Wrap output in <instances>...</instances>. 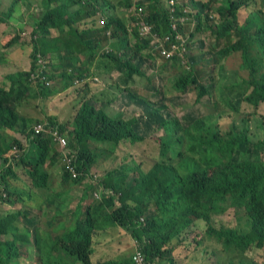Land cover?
<instances>
[{
	"label": "trees",
	"instance_id": "1",
	"mask_svg": "<svg viewBox=\"0 0 264 264\" xmlns=\"http://www.w3.org/2000/svg\"><path fill=\"white\" fill-rule=\"evenodd\" d=\"M5 6L0 7V23L12 34L2 42L6 48L30 46L31 52L29 69L4 74L0 83V200L14 202L25 194L33 200L30 194L35 190L46 197L58 166L63 171L62 184L87 185L73 211L59 220L66 226H60L56 238L33 237L28 224L21 228L22 212L0 213V264H18L22 257L32 258L30 264H135L133 256L138 253L141 264H153L173 250L168 245L174 238L180 241V236L193 239V249L201 251L212 238L222 240V250L230 255L228 264H264L259 257L247 255L251 251L264 255V138L255 141L249 135L250 120L264 106V0H12ZM138 7L143 10L139 12ZM26 22H32L30 32ZM190 24L194 33L186 37L185 26ZM143 26L149 31L142 32ZM195 34L214 41L201 49L200 56L187 52ZM144 56L162 58L161 68L169 75L175 73L169 89L179 95L192 88L196 101L209 93L208 82H215L223 67L245 69L246 77L232 71L236 78L222 87L252 110L247 119H240V126L234 120L224 131H213L219 112L189 120L186 126L175 116L164 118L156 112L153 115L163 132L156 136L155 162L146 171L140 170L141 161L134 167H111L113 159L108 158L119 153L123 144L142 143L145 136L138 130L140 117H114L107 111L111 100L105 89L114 90L115 69L127 81L145 75ZM2 59L0 54V67L5 65ZM93 85L99 87L96 94ZM119 85L115 81L118 97L128 92L129 98L152 114L149 94L138 97L128 86ZM73 86L82 98L67 110L66 120H60L56 112L54 117L37 116L26 106L30 99H38L35 107H43V100L49 102L51 96L54 100ZM216 100L211 111L220 102L239 109L225 95ZM39 123L45 129L59 124L77 177L67 169L64 148L55 137L46 130L37 131ZM260 125L263 129L264 119ZM251 149L258 153L254 158ZM32 150L39 152L31 156ZM15 164L25 167L29 185H15L21 187L20 194L7 181ZM133 170L138 175L127 179ZM118 175L124 177L115 178ZM90 193L98 194L100 200H88L85 205ZM38 201L32 206L39 207ZM228 208L237 217H245L246 230L237 232L223 223L216 226L213 215ZM200 222L203 230L197 227ZM115 227L128 232L125 239L129 237L135 245L132 255L121 261L97 258L96 249L103 244L96 239Z\"/></svg>",
	"mask_w": 264,
	"mask_h": 264
},
{
	"label": "rangeland",
	"instance_id": "2",
	"mask_svg": "<svg viewBox=\"0 0 264 264\" xmlns=\"http://www.w3.org/2000/svg\"><path fill=\"white\" fill-rule=\"evenodd\" d=\"M12 0H0V7L1 10L5 9V5H9ZM220 5V3H219ZM218 6V4H217ZM118 12V11H117ZM123 12V9L122 11ZM243 17H245V12L242 13ZM35 15H33L34 19ZM176 25V24H175ZM32 22H26L25 28L28 32L32 30ZM187 29H185L186 37L189 35V33L193 31V27L190 24L189 26H185ZM26 31V32H27ZM8 27L7 25L0 23V54L3 59V63H5L4 66L0 67V83L2 82V78H4V74L7 75L11 71L19 70V69H29V54L31 52L30 46H22L19 44L14 45L13 47L6 48L4 43L2 42V38L7 35ZM181 42V41H180ZM179 42V43H180ZM211 42L213 43V37H208L207 35H194L191 37V46L190 49L187 50L188 54H196V55H202L201 49L207 48V44ZM162 58H154L150 59L144 56L142 57L141 62V68L145 72V75H134L132 80L127 81L128 79L126 77H118L120 75V72L118 70L112 71V75L114 76L113 83L115 84V81L120 83V87L128 86L129 89L133 94H137L138 97H143L144 94H149L148 99L150 100L151 104L154 105L152 114H148L146 109L141 107V105L134 101V98H129L127 95L128 92H124V95L120 93V96L118 97L117 88H115L114 84L112 89H105L107 97L109 100H111V104H108L106 106L107 111L112 114V116H122L123 118H128L131 116L140 117L138 121V130L139 132L145 136V140L141 143L136 142L133 144H123L124 146H121L122 148L119 149V153H117L111 157L108 158V160L113 159L110 163L111 167L118 168L120 167L123 169L125 165L134 167L135 164H137L139 161H141V168L140 170L146 171L150 168V166L155 162V160L158 158L157 156V140L156 136L161 134L163 130H161L158 126V119L153 115L156 112H160L162 116L165 118H171V117H177L180 119L183 126H186L188 124L189 120L198 121L201 120L204 115L209 114H216L220 113L219 119L213 123V131L218 128L220 131L226 130L230 123L232 121H236L237 125L240 126L242 124L241 118H246V114H249L252 110L250 106H247L244 101L240 103V98L238 99L236 96L232 97L228 93H225L224 87H222V84L229 83L233 81V79L236 78L234 73L232 71L237 72V74L242 77L247 76V71H242L238 68H231V67H223V70H220V77L213 81L208 82V90L209 93L204 95L201 100L196 101V93L195 90L192 88H188L184 93L182 94H175L174 91L169 89L170 84L174 81L175 73L172 75H169V71H166L165 69L161 68ZM236 61L240 62L241 59L239 56L236 57ZM211 69V68H210ZM122 71V70H121ZM123 72V71H122ZM210 72V71H208ZM121 76V75H120ZM152 80V82H151ZM56 79H52L51 83H55ZM110 83L112 84V81L110 80ZM100 84H103L100 82ZM99 87H95V85L92 86V90H96ZM92 91V92H93ZM77 90L76 87H70L67 90L61 91L60 93L56 94L54 96L55 101L59 102V108L63 109L62 113V120H66L68 118L69 113L67 110L70 111L71 107L78 104L80 101L81 92L76 94ZM113 92H115V96H113ZM98 94V93H97ZM226 96L228 98L227 101L230 100V97L234 98V100H230V104L238 105L239 109L233 110L230 108V105H222L223 103L220 102L221 105L216 110L211 111L212 104L215 103V101H218L216 99H219V96ZM57 97H60V101H57ZM53 99V98H52ZM39 100H33L30 99V101L26 104V106L32 108L39 116V114L45 116V115H53L52 107L53 105H50V103L47 100H43V107L38 108L35 107V104L38 103ZM228 103V104H229ZM26 108V107H25ZM73 111V110H72ZM264 115V106H262L258 111L257 114L253 115L252 119L249 122V135H252V139L255 141L259 138H264V128H261L260 123L264 119L262 117ZM219 125V126H217ZM217 126V127H216ZM130 146L131 148H128ZM56 147L59 149L58 152L62 153L61 148L56 145ZM69 153V150L66 148L63 149L64 157L67 158V155ZM252 157H256L258 153L256 154L254 150L251 149ZM66 160V159H64ZM63 160V161H64ZM62 167L58 166V169H54L53 172L56 174H61ZM52 172V173H53ZM95 172L100 173V170H95ZM63 173V171H62ZM133 174L128 172L127 179L138 175L137 170L132 171ZM124 177L123 175H118L115 178L122 179ZM23 178V177H22ZM19 181V180H18ZM61 187V191L67 190L69 187H73V184L70 183L69 185L60 183V179L58 178L56 182H54V186L56 185ZM74 189H79L80 186L75 185L73 187ZM36 191V190H35ZM32 195L33 202L35 199H41V201H38L39 207L36 206L34 203L33 208L35 209V213L40 216L39 208L43 203V199H46V197H43L41 195V192H37ZM26 193L29 194V192L26 190ZM29 196V195H28ZM28 196L25 194L24 198L25 200L28 199ZM35 198V199H34ZM95 200V203L100 200V197L98 194H94L89 197V202L92 200ZM93 200V201H94ZM85 201L87 202V197L85 198ZM75 202V200L73 201ZM27 204L21 199V205ZM87 205V204H85ZM56 206V200L53 199V202L48 205L47 210L49 211L48 215L49 217L53 215V210ZM150 206V205H149ZM0 209V213H1ZM58 219H53L52 224V233L53 237H58V232H60V225L57 226V223L59 220L66 214V212L63 211H57L55 212ZM68 214V213H67ZM69 218V217H68ZM46 221V220H45ZM52 221V220H51ZM22 222V221H21ZM213 222L217 225H220L221 223L234 227L237 232L238 231H244L247 229V224L245 223V217H237L236 212L233 210V208H228L226 211L220 214L213 215ZM73 224L67 228H71ZM200 230L204 229V223L200 222L197 226ZM116 229H109L105 234H102L101 237H98L96 240L102 243L101 250L96 249V257L97 258H113L114 260H125L126 257H130L132 255V252L135 248V245L131 243V241H128L129 237L125 239L126 234L128 235V232H126L124 229L120 227H115ZM49 230H47V233ZM185 232V231H184ZM126 233V234H125ZM183 233V232H182ZM182 233L180 235H182ZM179 235V236H180ZM124 236V237H122ZM47 237V235H46ZM181 240L177 241L175 238L174 241H171V243L168 245L173 249L171 252H169L165 258L162 259H156L153 264H228L227 261L229 260L228 257L230 255L228 253H225L222 250V244L223 241H218L215 237L212 238V240L207 241L208 243L205 245V251L194 248V242L193 239L189 238H182ZM21 238V236L19 237ZM120 238H124L125 240H119ZM192 242V243H189ZM219 242V244L217 243ZM53 244V241H52ZM99 245V244H98ZM252 252V253H251ZM248 252L247 255H251L253 257H259L258 260L262 259L264 262V256L262 252H258L255 254V251ZM264 253V252H263ZM240 256V255H239ZM261 256V257H260ZM237 258H235L236 260ZM33 259H27L26 257H22L20 259V263L18 264H30V262Z\"/></svg>",
	"mask_w": 264,
	"mask_h": 264
},
{
	"label": "crops",
	"instance_id": "3",
	"mask_svg": "<svg viewBox=\"0 0 264 264\" xmlns=\"http://www.w3.org/2000/svg\"><path fill=\"white\" fill-rule=\"evenodd\" d=\"M134 1L136 2V0H134ZM13 33H14V31H13ZM9 34H12V32L11 31L7 32V35H9ZM51 98H53V97L51 96ZM49 103H50V105H53V106H51L53 114H55V112L58 113L60 115V120H62L63 109L59 108V102H56L55 98H54V100L49 99ZM65 113H67V112H65ZM56 122L60 123L58 121H56ZM56 125L59 126V124H56ZM38 152L39 151H33L32 150L30 152V154H31V156L37 155ZM56 169H58V167ZM25 172H26L25 167L23 165L20 166V165L15 164L13 166V173H10L9 178L7 179L8 186L11 188H13V187L15 188V185H18L21 187L29 186L27 181H26L27 175L26 176L24 175ZM52 174L54 175V176H52V179H54V180L51 183V186H53V187L50 190V192L48 193V195L46 196V199H43V205H41V208H39L40 216L35 213V211H34L35 209L32 206L33 204H31V203H33V201L31 199L25 200V198L17 197L14 200V202L3 201V200L1 201L0 200V209L2 212H5V213H10V212H16V213L19 212L20 213V212H22L20 214L19 221H18L21 224L19 226L21 228H23L24 225H25V227H27V224H28L30 227V231L32 232L33 237L35 235H39V236L53 235L52 224L54 221L53 219L55 218V214H56L55 212L63 211V212L69 213L70 211H73V207L80 202V198L82 195V189H84V187H86V185H87L86 183L84 185H83V183H79L80 184V185H78V186H80L79 189H74L73 187H69L67 190L61 191V187H59L57 185V183L55 186L53 185L54 182H56L58 178L60 179V183H62L60 173L56 174L55 172H53ZM61 174H62V171H61ZM21 187L15 188L16 190L14 192H18L20 194L21 193V191H20ZM60 191L63 193H61ZM90 196H91V193L87 196L88 200H89ZM21 199L24 202H26L27 204L21 205ZM53 199L56 200V206H55V209L53 210V215L49 217V215H48L49 211L47 210V207L49 204H51L53 202ZM74 200H75V202H73ZM85 204H87L86 201H85ZM59 225L61 227L66 226V224L61 223V222L57 223V226H59ZM47 230H49L48 233H47ZM54 238H56V237H54Z\"/></svg>",
	"mask_w": 264,
	"mask_h": 264
},
{
	"label": "built area",
	"instance_id": "4",
	"mask_svg": "<svg viewBox=\"0 0 264 264\" xmlns=\"http://www.w3.org/2000/svg\"><path fill=\"white\" fill-rule=\"evenodd\" d=\"M141 1H143V0H136V2H141ZM172 3L173 2H170V4H172ZM137 10L140 12L143 9H142V7H138ZM172 26L174 27L175 26V23H173ZM148 31H149V27L148 26H143L142 27V32H145L146 33ZM169 53L170 52H167L166 53V56H168ZM45 128H46V125L45 124L39 123L38 126H37V131H40V130L41 131H44V130L47 131V129H45ZM48 132L51 133L55 137V139L58 141V143L61 146V148H66L67 143H68V139H67V137L65 135H62L60 133V127L58 125H55V126L50 127V129L48 130ZM64 159H66L65 160L66 163H67L66 167L72 173V176L73 177H77L79 173L75 169V167L73 166L72 158L70 156H67V158L64 157ZM0 185H1V181H0ZM141 261H142V257L139 255V253L133 256V262L135 264H141Z\"/></svg>",
	"mask_w": 264,
	"mask_h": 264
},
{
	"label": "clouds",
	"instance_id": "5",
	"mask_svg": "<svg viewBox=\"0 0 264 264\" xmlns=\"http://www.w3.org/2000/svg\"><path fill=\"white\" fill-rule=\"evenodd\" d=\"M174 47H175V45H174ZM55 125H56V124H55ZM55 125H51V124H49V127H48V129H47V132H48V130L50 129V127L55 126Z\"/></svg>",
	"mask_w": 264,
	"mask_h": 264
}]
</instances>
